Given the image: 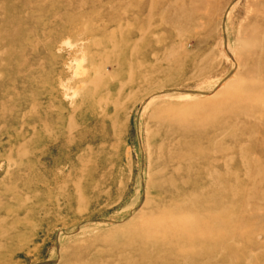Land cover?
<instances>
[{"label": "rangeland", "instance_id": "obj_1", "mask_svg": "<svg viewBox=\"0 0 264 264\" xmlns=\"http://www.w3.org/2000/svg\"><path fill=\"white\" fill-rule=\"evenodd\" d=\"M0 264H264V0H0Z\"/></svg>", "mask_w": 264, "mask_h": 264}, {"label": "bare ground", "instance_id": "obj_2", "mask_svg": "<svg viewBox=\"0 0 264 264\" xmlns=\"http://www.w3.org/2000/svg\"><path fill=\"white\" fill-rule=\"evenodd\" d=\"M256 30V29H255ZM194 196V195H193ZM194 198V197H193ZM214 223H216V222H214ZM165 224V223H164ZM168 229H170V228H168ZM177 235V233L176 234H174L175 233V231H173V229H170V230H166L165 231V233H164V235H165V237H164V239L166 240V238H168L170 235Z\"/></svg>", "mask_w": 264, "mask_h": 264}]
</instances>
